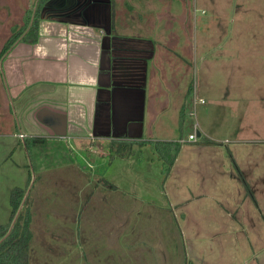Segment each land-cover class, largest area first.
<instances>
[{
	"label": "rangeland",
	"instance_id": "rangeland-1",
	"mask_svg": "<svg viewBox=\"0 0 264 264\" xmlns=\"http://www.w3.org/2000/svg\"><path fill=\"white\" fill-rule=\"evenodd\" d=\"M163 2L178 13L151 16L164 42L146 128L184 139L169 175L150 145L125 157L129 148L120 156L107 142L101 156L0 131V225L11 190L24 189L36 211L28 264H129L126 249L152 246L168 249L167 264L264 262V0ZM34 4L0 0V33ZM246 213L253 223L237 218Z\"/></svg>",
	"mask_w": 264,
	"mask_h": 264
},
{
	"label": "crops",
	"instance_id": "crops-1",
	"mask_svg": "<svg viewBox=\"0 0 264 264\" xmlns=\"http://www.w3.org/2000/svg\"><path fill=\"white\" fill-rule=\"evenodd\" d=\"M37 3L21 9V22L7 23V31L0 33L4 136L21 132L35 144L63 140L77 152L97 148L101 156L111 141L167 140L146 128L150 72L156 44L164 42L157 35L162 29L152 28L151 16L176 17L178 8L163 0H43L31 28L33 19L25 25L24 18L33 16ZM13 29L15 38L2 52ZM204 137L211 139L207 133ZM26 206L35 217L33 201ZM246 215L237 218L253 223ZM242 232L238 226L235 233ZM126 253L129 264L169 261L168 249L159 246L142 252L128 248ZM180 264L192 262L182 257Z\"/></svg>",
	"mask_w": 264,
	"mask_h": 264
},
{
	"label": "trees",
	"instance_id": "trees-1",
	"mask_svg": "<svg viewBox=\"0 0 264 264\" xmlns=\"http://www.w3.org/2000/svg\"><path fill=\"white\" fill-rule=\"evenodd\" d=\"M43 0H38L37 7L33 13V21L31 22V28H34L38 11ZM30 15L25 16L24 21H27L25 25L30 22ZM15 29L12 30V35L3 46L2 52L11 44L15 38ZM192 85L189 86L188 91H191ZM34 142V141H32ZM37 143V142H35ZM205 143H214L212 140H206ZM149 144L153 152H155L158 158L163 163V173L165 176L169 175L171 168L177 158L180 150L179 141L169 140H156L151 142H127V141H111L110 145L115 146L117 154L124 152L121 149L129 148L128 154L123 156H129L134 153L133 146L143 147ZM124 154V153H123ZM112 155V154H111ZM122 156V157H123ZM10 217L7 225H0V264H28L29 262V244L31 240V212L27 208L23 211L25 206V190L20 187H14L10 194ZM12 223V225H11Z\"/></svg>",
	"mask_w": 264,
	"mask_h": 264
},
{
	"label": "built area",
	"instance_id": "built-area-1",
	"mask_svg": "<svg viewBox=\"0 0 264 264\" xmlns=\"http://www.w3.org/2000/svg\"><path fill=\"white\" fill-rule=\"evenodd\" d=\"M201 102H203V99L201 100ZM196 130H197V125L194 126V131H196ZM19 136H20V137H24L25 135L22 134V133H20ZM186 140L196 141V140H197V133H196V134H195V133H190V134L187 136V138L185 139V141H186ZM179 141L182 142V141H184V139H180Z\"/></svg>",
	"mask_w": 264,
	"mask_h": 264
}]
</instances>
